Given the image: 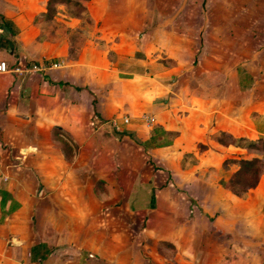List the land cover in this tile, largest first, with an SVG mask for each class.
I'll list each match as a JSON object with an SVG mask.
<instances>
[{"label": "crops", "instance_id": "crops-1", "mask_svg": "<svg viewBox=\"0 0 264 264\" xmlns=\"http://www.w3.org/2000/svg\"><path fill=\"white\" fill-rule=\"evenodd\" d=\"M46 1L0 0V61L45 69L0 74V264H118L158 241L179 248L177 264H264V172L237 196L222 165L264 138V64L250 60L264 27L250 32L246 7L264 0H72L78 18L58 5L42 21ZM114 191L116 223L180 199L182 227L114 230L79 209L65 224L48 210Z\"/></svg>", "mask_w": 264, "mask_h": 264}, {"label": "rangeland", "instance_id": "rangeland-1", "mask_svg": "<svg viewBox=\"0 0 264 264\" xmlns=\"http://www.w3.org/2000/svg\"><path fill=\"white\" fill-rule=\"evenodd\" d=\"M239 2H237L238 5ZM233 5V4H232ZM247 7V12H249L247 14V21L251 22L250 24L254 23L255 25L250 29V32L252 33H256L257 31H263V27H264V8L261 6L260 3H252L251 5L247 3L246 5ZM72 51V50H71ZM78 52V50H77ZM263 58V59H262ZM251 62H257V61H263L262 63L264 64V48L260 51L259 56H254L253 58L250 59ZM239 83L243 84V80L241 79V77H239ZM264 81V80H263ZM254 123H256L257 126L260 127H264V119H261L260 121L257 122V120H254ZM260 139V138H259ZM257 139V140H259ZM256 140V141H257ZM254 141V142H256ZM66 146L68 149H70V145L68 143H66ZM64 151L63 147H61V151ZM65 153V152H64ZM243 154V153H242ZM246 155H253L256 156L258 158H260V162L262 164V168H263V172H264V154L259 153L258 151H253V152H248L246 151L245 153ZM243 156V155H241ZM241 156H237V157H241ZM65 159L67 160V156L65 155ZM235 168V166H233ZM65 169H67V166L65 167ZM96 176L92 177L90 176L89 180H86L87 183L91 184V182L93 183L95 180ZM67 186L74 184L76 181H70L69 179H67V181L65 180ZM85 183V182H84ZM85 185V184H84ZM258 185V183H257ZM259 186L264 188V176L262 178L261 183L259 182ZM84 189V188H83ZM264 190V189H263ZM88 189L87 190H83L80 189V195L84 196L86 200H88ZM7 194V193H6ZM113 198H111L110 200H113L114 202H110L108 204H103V205H96V204H92V203H87V204H82L81 206L79 205H74V204H68L67 203H63L61 201H57V206L53 205L54 203H51L50 201L48 202V210H50L52 213H55V215L58 216V214L60 215V218L62 220V223H70L71 218L73 217V214L78 211L79 214H84L85 218L89 219V217L92 216V218L97 219L99 215L103 216V217H110V222L108 224V227L110 229H118L121 228L120 223H124L122 221H117L118 223H116V218L120 219V214L121 211L119 210V207H117V205H113V203H115V200L118 198V195L116 194V192L114 191L113 193ZM66 194L63 193V196H65ZM110 196L112 194H109ZM65 198V197H64ZM66 200V199H64ZM180 201V199H178ZM139 201V200H138ZM179 201L177 203H174L173 205H166L162 206L160 204H156L153 205L151 208L149 209L148 213H144L143 211H140L138 213H136V218H132L129 219V221H125V227L127 229H137L142 231V229H144L146 227V225H150V223L155 221V226H157V219H165V217H167L168 221H171L174 223V228L175 230H179L182 227V215H181V210H182V205L179 203ZM122 207H124L122 205ZM140 209H144L145 207L148 208V206H137ZM186 207V206H184ZM58 208V210H57ZM103 209L102 211H99ZM148 210V209H147ZM152 210V211H151ZM173 210V212H172ZM192 210L191 207H188V213H189V218H192V215L190 214V211ZM57 211V213H56ZM167 213H170L169 215ZM118 214V215H117ZM112 215V216H111ZM98 222V224H97ZM88 223H90V226L92 228H102L101 222L100 221H89ZM92 223V224H91ZM106 224V222L104 223ZM106 227V226H105ZM154 229H156V227H154ZM159 229V228H157ZM129 232V231H128ZM140 234H143L142 232ZM133 234L131 233L130 235H128L127 239H132ZM142 244L144 246L147 247H142L140 246V248H137V250L139 251L137 254V251L134 254H130L129 253V260L123 259L121 261H119L118 264H133V262H135V264H146L144 261H147V264L150 263L151 261V257L148 255L149 254V249H152V258H153V262H159L158 264L164 263V264H169V263H165V260H168L171 264V255H172V264H177V261L179 260V253L178 250L179 248L173 249L172 248V252L166 248L163 244H159V241L154 243H150V242H142ZM124 250H126V253L129 252L128 248H125ZM168 255H166V253ZM135 256V257H134ZM129 261V262H128ZM152 264V263H151Z\"/></svg>", "mask_w": 264, "mask_h": 264}, {"label": "trees", "instance_id": "trees-1", "mask_svg": "<svg viewBox=\"0 0 264 264\" xmlns=\"http://www.w3.org/2000/svg\"><path fill=\"white\" fill-rule=\"evenodd\" d=\"M58 5H62L64 7H72L74 12L72 15L78 18L83 9L80 5L72 0H47L45 2V13L42 17V21H51L55 14V7ZM81 20L84 21L87 25H90L88 18L81 17ZM3 26L7 28V24L3 22ZM214 141H216L221 146H227L228 142H225V139L229 140V145H236L238 143L234 142L233 139H230L225 134H222L221 137H214ZM153 141V138L152 140ZM246 148L250 151H258L259 153L264 154V138H260L256 142H251L245 145ZM67 156V151H64ZM232 164L235 166L234 172L231 174L228 183L225 184V187L228 188L230 192L234 195H241L246 193L249 190H252L256 187L259 176L263 171L262 164L260 162V158L256 156H252L250 158H239L238 160H226L222 163ZM2 195L7 196L4 192Z\"/></svg>", "mask_w": 264, "mask_h": 264}, {"label": "built area", "instance_id": "built-area-1", "mask_svg": "<svg viewBox=\"0 0 264 264\" xmlns=\"http://www.w3.org/2000/svg\"><path fill=\"white\" fill-rule=\"evenodd\" d=\"M1 32V31H0ZM51 67H53V68H56L57 67V65L55 64V65H51ZM45 69L44 68H36V67H32L31 69H29V70H25L24 68H21V67H12V68H9L7 65H6V63L5 62H3V61H0V74H5V73H14V74H20V73H22V72H29V71H44ZM146 122H148V123H152V119L151 118H149V119H147L146 120ZM123 123H127V120L124 118L123 119ZM111 126H113V127H115L116 126V120H113L112 122H111Z\"/></svg>", "mask_w": 264, "mask_h": 264}]
</instances>
